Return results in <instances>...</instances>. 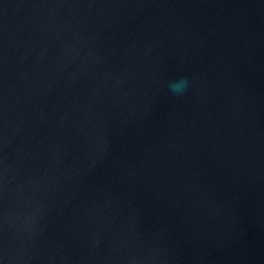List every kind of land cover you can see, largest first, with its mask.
Here are the masks:
<instances>
[{
  "label": "water",
  "instance_id": "water-1",
  "mask_svg": "<svg viewBox=\"0 0 264 264\" xmlns=\"http://www.w3.org/2000/svg\"><path fill=\"white\" fill-rule=\"evenodd\" d=\"M0 264H264V0H0Z\"/></svg>",
  "mask_w": 264,
  "mask_h": 264
},
{
  "label": "clouds",
  "instance_id": "clouds-1",
  "mask_svg": "<svg viewBox=\"0 0 264 264\" xmlns=\"http://www.w3.org/2000/svg\"><path fill=\"white\" fill-rule=\"evenodd\" d=\"M189 81L187 78H182L177 82L170 84L172 92L176 95H182L188 88Z\"/></svg>",
  "mask_w": 264,
  "mask_h": 264
}]
</instances>
